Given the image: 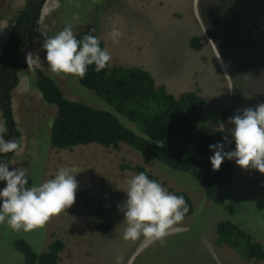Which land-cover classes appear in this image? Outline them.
I'll return each instance as SVG.
<instances>
[{"label": "rangeland", "instance_id": "374dc122", "mask_svg": "<svg viewBox=\"0 0 264 264\" xmlns=\"http://www.w3.org/2000/svg\"><path fill=\"white\" fill-rule=\"evenodd\" d=\"M11 1L0 0L1 16L11 18L19 13L23 0H17L18 10L12 6L15 13L11 17L6 14ZM46 1L45 8L53 9L39 19L29 51L39 55L38 69L56 81L62 95L72 102L112 113L72 75L50 71L44 40L69 23L74 33L86 24L96 27L104 48L111 53L109 65L143 69L173 96L197 89L203 100L204 122L196 129L210 135L222 132L231 141L227 143L223 137L227 151L235 150L231 136L235 126L229 118L264 103V0ZM113 28L122 33L117 42L109 36ZM3 30L0 26V33ZM192 36L198 39V51L188 46ZM4 41L0 35V44ZM22 71L19 85L11 92L12 116L22 148L13 154L10 166L25 168L32 185L54 178L61 167H73L79 184L75 203L44 228L25 232L0 224V264H21V255L12 248L14 240L22 239L34 253H41L52 238L64 245L59 264H116L118 257L122 264H264V259L244 262L231 249L213 243V226L228 221L264 251V174L230 160L232 179L228 185H218L222 204L216 206L204 198L190 177L167 170L122 143L117 149L96 144L53 149L48 129L55 109L42 102L31 74ZM222 113L227 114L223 119ZM114 115L126 128L138 132L134 124ZM121 164L139 165L159 183L189 198L192 214L174 226L163 242L143 236L135 241L124 239L123 204L127 180L135 173L119 170ZM5 186L0 183V190ZM97 208L101 220L96 218ZM98 224H106L105 229Z\"/></svg>", "mask_w": 264, "mask_h": 264}, {"label": "trees", "instance_id": "16d2710c", "mask_svg": "<svg viewBox=\"0 0 264 264\" xmlns=\"http://www.w3.org/2000/svg\"><path fill=\"white\" fill-rule=\"evenodd\" d=\"M44 1H23L0 49V118L8 128L5 139H18L12 116L11 92L18 83L19 73L26 70L31 74L34 88L42 102L55 109L48 129L51 148L70 150L96 144L106 149H117L118 144L122 143L165 169L190 177L207 201L220 206L222 199L217 187L220 184H230L233 167L230 160L225 158L218 171L212 168L210 157L214 155V150L209 145L224 144V135L220 131L210 135L196 129V126L204 122L203 100L197 89L173 96L163 85L156 84L148 72L138 67L113 64L96 72L95 65H91L83 79L73 77L78 85L99 97L112 113L66 99L51 77L38 68L35 71L29 70L22 60V53L33 37ZM75 34L81 40L87 34L98 37L93 24L83 25ZM188 46L192 51L200 49L198 39L194 36L188 39ZM100 47L104 49L101 40ZM113 113L134 124L138 132L122 125ZM226 115L222 113L221 118ZM224 150L227 152L225 144ZM13 154H0V162L10 166ZM124 169L135 174L144 172L150 179L156 180L139 165H119V170ZM28 181V186H32L29 177ZM0 183L6 184L4 181ZM160 184L170 193L183 196L189 209L185 217L192 214V204L187 195L167 188L165 183ZM82 195V192L78 194L81 200ZM86 202L92 203L90 200ZM96 206L99 207V204ZM98 211L97 208L96 218L101 220L102 216ZM105 225L98 224V227L105 229ZM213 235L216 247L231 249L244 262L264 259L261 245L253 242L247 234L228 221L217 222L213 226ZM12 248L21 255V264H57L63 244L52 238L44 252L34 253L25 241L16 239L12 242Z\"/></svg>", "mask_w": 264, "mask_h": 264}, {"label": "clouds", "instance_id": "9594fccd", "mask_svg": "<svg viewBox=\"0 0 264 264\" xmlns=\"http://www.w3.org/2000/svg\"><path fill=\"white\" fill-rule=\"evenodd\" d=\"M122 33L113 28L109 33L117 42ZM43 49L46 61L54 75H72L83 79L88 66L95 65V71L104 70L112 60L107 48L100 47V39L94 35H84L77 39L72 24L45 38ZM29 70L40 66L38 54H26ZM231 136L235 150L225 151L224 144L209 145L214 150L210 157L212 168L218 171L225 158L235 159L243 169H256L264 174V103L255 108L247 107L229 118ZM224 131L223 125L220 128ZM8 132L5 121H0V154L16 153L22 144L16 138L5 139ZM225 142L231 143L227 137ZM78 172L73 167H61L50 178L39 185L28 186V173L22 167H10L0 162V181L6 186L0 190V224L6 223L15 231L25 232L42 229L55 216H59L75 203L79 182ZM127 200L123 204L126 228L125 240H138L143 236L152 242H163L189 211L183 196L170 193L158 181L150 179L144 172L127 180ZM116 264H122L117 258Z\"/></svg>", "mask_w": 264, "mask_h": 264}, {"label": "crops", "instance_id": "0c3cea01", "mask_svg": "<svg viewBox=\"0 0 264 264\" xmlns=\"http://www.w3.org/2000/svg\"><path fill=\"white\" fill-rule=\"evenodd\" d=\"M24 1V0H23ZM23 1H21V3L23 4ZM46 0L44 1V3H43V5H42V7H41V10H40V16H39V19H41V17H42V19H43V17H44V15L46 14V13H49L50 11H52V9L53 8H51V6H50V8H45L46 6H47V4H46ZM22 4H21V6H22ZM14 5V6H13ZM17 5H18V1L17 0H13V1H11L10 3H9V6H8V9H7V13L6 14H8V16H12L14 13H15V10H11L12 9V6L14 7V9H16V10H18L17 9ZM45 8V9H44ZM45 13V14H44ZM12 18L13 17H11V18H8V17H6V15H2L1 16V14H0V26L1 27H4V30H3V32L2 33H0V35L2 36V38L4 39H6V37H7V35L9 34V31H10V29H11V26H12ZM39 19H38V21H39ZM42 21V20H41ZM41 21L39 22V27H40V24H41ZM5 23V24H4ZM38 23V22H37ZM32 40V39H31ZM102 41V40H101ZM102 43H103V41H102ZM1 46H0V49H1V47H2V43L0 44ZM103 46H104V43H103ZM29 49H30V46H26V48L24 49V51H23V53H22V60L24 61V63L25 64H27V62H26V54L27 53H29L30 51H29ZM32 53H33V51H32ZM28 65V64H27ZM25 71V70H24ZM24 71H22V72H24ZM19 79H20V77L18 78V83H17V85H16V87L19 85ZM56 82V81H55ZM16 87L13 89V91H12V93L14 92V90L16 89ZM12 98L13 97H11V101H12ZM12 109V108H11ZM63 244V243H62ZM64 246V245H63ZM46 250V249H45ZM59 257V256H58ZM60 260H61V257H59V259H58V262H57V264H59L60 263Z\"/></svg>", "mask_w": 264, "mask_h": 264}]
</instances>
